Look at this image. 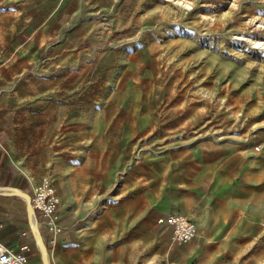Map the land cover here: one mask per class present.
Returning <instances> with one entry per match:
<instances>
[{"label":"rangeland","instance_id":"1","mask_svg":"<svg viewBox=\"0 0 264 264\" xmlns=\"http://www.w3.org/2000/svg\"><path fill=\"white\" fill-rule=\"evenodd\" d=\"M51 7L45 19L69 16L50 54L63 78L47 100L59 107L22 164L56 193V182L73 188L90 222L106 198L151 186L162 201L202 145H229L225 154L252 164L240 197L222 199L245 211L226 264H264V0H41ZM78 95L89 107L71 111ZM26 195L21 208L0 209H26Z\"/></svg>","mask_w":264,"mask_h":264},{"label":"crops","instance_id":"2","mask_svg":"<svg viewBox=\"0 0 264 264\" xmlns=\"http://www.w3.org/2000/svg\"><path fill=\"white\" fill-rule=\"evenodd\" d=\"M55 9L51 7L50 13H46L41 0H0V200L11 208H21L23 201L18 195L29 194L39 181L38 176L31 174L33 166L22 164L26 159L23 149L30 145L36 130L46 126L49 112L59 107L56 101L48 105L47 100L48 96L61 93L57 85L62 84L58 81L63 78L60 68L55 67L59 58L51 55L59 42L60 25L68 23L69 16L62 12L51 15L50 20L44 18L51 11L55 13ZM69 42L70 38L67 46ZM80 101L78 95L70 110L79 112L89 107V100L82 105ZM110 122L113 120L106 119L105 124ZM228 148L226 144L222 148L211 143L202 145L187 172L178 166L172 187L168 182L165 185V190L170 191L162 201L153 202L159 190L151 186L135 195L106 198L95 209L90 222L84 221V215L75 207L78 194L73 188L56 182L63 229L52 235L53 241L48 244L51 264L232 261L233 255H238L232 237L240 231V213L245 211L239 207L224 208L222 199L233 189L240 197L249 186L241 177L247 170L244 166L252 163L242 161L239 155L225 154ZM255 190L258 188H252ZM171 212H179L195 222L197 233L192 240L174 243L171 228L158 224L159 215ZM1 220L0 239L14 248L28 243V263L43 264L33 238L32 218L8 215ZM37 227L41 235L38 223ZM138 244L142 247H136Z\"/></svg>","mask_w":264,"mask_h":264},{"label":"built area","instance_id":"3","mask_svg":"<svg viewBox=\"0 0 264 264\" xmlns=\"http://www.w3.org/2000/svg\"><path fill=\"white\" fill-rule=\"evenodd\" d=\"M255 148L259 149L257 146ZM29 201H31L33 212L42 219L49 244L53 241L51 236L63 229L58 215L59 197L49 177H42L36 183L32 188ZM157 222L171 228V240L174 243H186L192 240L197 233L195 222L179 212H171L164 217H159ZM1 226L2 220L0 219ZM28 250L29 244L26 242L14 248L0 239V264H29L27 259Z\"/></svg>","mask_w":264,"mask_h":264},{"label":"water","instance_id":"4","mask_svg":"<svg viewBox=\"0 0 264 264\" xmlns=\"http://www.w3.org/2000/svg\"><path fill=\"white\" fill-rule=\"evenodd\" d=\"M26 201H27L26 203L27 212L26 213L22 211L18 212L12 209L3 208V209H0V219H3L5 216H8V215H15V216H20V217L23 216V217H29V218L36 219L37 223L40 225L42 236L40 237V239H37L34 236L33 237L35 239L36 245L40 248V253H42L43 264H51L50 254L48 252V241H47L48 235H47L46 228L42 222V219L33 212L31 201H29V196H27Z\"/></svg>","mask_w":264,"mask_h":264},{"label":"bare ground","instance_id":"5","mask_svg":"<svg viewBox=\"0 0 264 264\" xmlns=\"http://www.w3.org/2000/svg\"><path fill=\"white\" fill-rule=\"evenodd\" d=\"M32 220L33 221H31V227H32L33 235L35 236V238L40 239L41 235H40L39 229L37 227V222L33 218H32Z\"/></svg>","mask_w":264,"mask_h":264}]
</instances>
